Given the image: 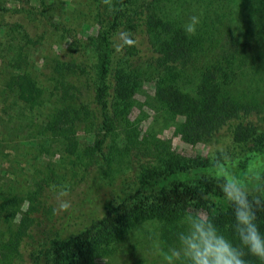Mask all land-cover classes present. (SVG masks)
<instances>
[{
    "label": "trees",
    "instance_id": "obj_1",
    "mask_svg": "<svg viewBox=\"0 0 264 264\" xmlns=\"http://www.w3.org/2000/svg\"><path fill=\"white\" fill-rule=\"evenodd\" d=\"M221 1L232 20L235 16L239 21L234 1ZM109 2L111 12H107L104 0H98L99 31L90 45L98 53L97 64L91 65L87 48L74 36L72 47L82 60H57L48 88L34 77L29 62L31 47L56 23L47 14V3L15 12L0 7V32L6 38L18 30L24 40L2 71L0 65L5 76L0 84V180L6 176L13 182L5 191L0 187V224L11 231V242L0 245V256L4 254L6 260L21 256L24 241L33 238L35 249L31 254L36 264H99L115 253L131 231L149 222H160L163 236L175 241L183 217L195 210L205 211L226 236L235 239L232 205L222 208L211 201L214 196H223L221 179L197 174L196 170L207 165L190 167L184 157L161 141L154 144L157 157L134 179L133 191L128 193L124 188L125 196L116 206L112 198L104 201L102 217L85 226L73 223L71 213L66 214L64 222L58 218L53 198L72 196L81 188V206H93L95 189H109L113 196V140L119 129L127 128L125 139L136 144L125 113L145 79H155L158 104L172 116L184 118L178 134L185 143L196 145L227 135L233 140L231 157L243 156V163L264 149L260 88H242L239 82L246 73L244 65L257 63L239 47L236 32L225 30L222 39L214 35L225 16L217 15L212 24L214 33L209 28L189 35L160 12L156 6L159 0ZM243 6L250 17L241 20L251 24L259 16V25L264 24V0H245L240 8ZM10 12H24L27 25L6 23L5 16ZM261 35L256 58L264 61V33ZM17 41L15 37L5 46L0 35V58H5L6 52L13 54ZM199 63L202 67L196 69ZM60 152L67 155L72 167L33 178L28 187H22L18 170L11 169L12 164L33 165L34 159L43 160ZM161 155L177 163L160 169L153 163ZM26 205L27 211H23ZM19 215L22 217L17 222ZM42 216L50 226L36 233ZM257 217L264 231V210L258 211ZM246 259L248 264H262L253 256Z\"/></svg>",
    "mask_w": 264,
    "mask_h": 264
},
{
    "label": "rangeland",
    "instance_id": "obj_2",
    "mask_svg": "<svg viewBox=\"0 0 264 264\" xmlns=\"http://www.w3.org/2000/svg\"><path fill=\"white\" fill-rule=\"evenodd\" d=\"M232 1H234L241 19L250 17L249 14H245L248 11L245 6L240 8L245 0ZM221 2V0H159L156 6H159L162 14L168 15L170 20L183 28L189 22L190 17L197 16L199 24L194 35L200 33V31L205 32L209 28L213 32L212 24L217 21V15L220 17L225 16L224 23L220 24L218 21L220 25H217V27L220 28L216 27L215 33H213L220 39H222L225 30L230 31L231 29V32L237 33L239 36L237 39L241 42L239 47L248 52L253 63H257L256 65H244L246 73L239 77V82L242 83V88L252 87L253 91L260 88L258 96L264 99V61L258 57L256 58V50L261 47L259 37L262 36L261 33H264V24L259 25V16L258 21L255 20L251 24L241 19L238 21L235 16L232 20L228 8ZM42 3H47V14L56 23L54 28L50 27L42 34V39L38 44L35 43L31 47L29 62L34 77L42 86L48 88L50 84L52 85L54 74L52 67L57 60H82L80 53L72 47L74 36L80 39L85 48H87V55L91 59V65L97 64L98 53L90 45L92 43L91 39L96 37L99 31V26L96 25L99 3L98 0H0V7L15 12L19 9L23 10L25 6L37 8ZM105 5L107 12H111L110 2L105 3ZM0 13L3 14L2 12ZM5 18L6 23H9V25L17 22L26 25L28 23L24 21L26 18L24 12H19L18 14L10 12L6 14ZM29 30H31L30 27ZM0 35L3 37L4 42L6 41L5 46L8 45L11 39L18 37V41L15 43V50H12L13 54L6 52L5 58H0L2 71L8 61H10L9 56H15L17 46L24 44V40L18 30L14 31L13 34L10 33L6 38V34L3 35L0 32ZM254 57L255 59L253 60L252 58ZM200 64L195 65L196 69L202 67ZM194 69L193 67L190 68V72L193 73ZM1 71L0 84L3 83L5 77ZM155 94V79H145L141 89L130 101V105L126 110L125 119L131 124L129 129L134 133L136 144H129L127 139H125L127 128L124 130L119 129L118 136L113 140V183L116 181L113 185V196H111L112 192L109 189H95L96 202L93 206L90 204L81 206L83 198L81 188H78L72 196L53 198L52 201L55 205L57 216L62 222L67 219L66 214L68 216V213H71L74 216L73 223L85 226L90 224L92 220L102 217L104 213L102 204L107 199H113V206L119 204L125 196V193H122L123 189L125 188L126 192L131 193L134 187V179H138V176L145 172H143V168L149 167L157 157L158 153L154 149L156 141L169 144L170 149L184 157L190 167L195 168L206 164V167L196 170V173L201 176L218 180L222 176H228L230 172L241 177L254 176L257 184L263 188L264 149L253 153L243 163V156L231 157L234 151L233 140L227 135H219L210 142L196 145L185 143L178 134V127L184 122V118L174 117L165 111L156 101ZM126 149H129L127 153ZM21 152L23 155L25 154V151ZM32 155H36V151H33ZM66 156V154L60 152L43 160L37 161L34 159L35 163L33 165L29 163L26 166L12 164L11 169L18 170L17 178L22 187H28L34 179L45 177L53 169L58 172L70 169L72 166ZM9 159L11 160L12 158L10 157ZM175 163H177L176 160L168 159L161 155L157 161H154L153 165H159L160 169H165L170 166L173 167ZM4 167L7 168L8 165ZM0 177H2V173H0ZM11 183L13 182L5 176L0 180V187L5 191L6 188L10 187ZM82 184V186L85 185L84 183ZM211 199L212 202L220 204L222 208L230 204L224 196H214ZM65 201L70 203V208L67 211H59V205ZM23 211H27V205L23 208ZM194 212H201L207 215L205 211L195 210ZM21 217L22 215L17 217V222L20 221ZM39 224H42V226ZM46 225L50 226L47 218L42 216V219L35 227L36 233L46 231ZM10 242V228L0 224V245ZM175 242L176 240H169L163 236V228L160 222H149L131 231L117 245L115 253L101 259L99 264H165L163 252ZM34 245V239L27 238L23 243L21 256L17 258L11 256L6 260L4 254H1L0 264H36L31 254L35 249Z\"/></svg>",
    "mask_w": 264,
    "mask_h": 264
},
{
    "label": "clouds",
    "instance_id": "obj_3",
    "mask_svg": "<svg viewBox=\"0 0 264 264\" xmlns=\"http://www.w3.org/2000/svg\"><path fill=\"white\" fill-rule=\"evenodd\" d=\"M198 24L197 16L190 17L185 25L186 33L194 35ZM220 188L232 205L235 239L226 236L206 214H186L176 242L163 252L165 264H248L247 256L256 257L264 264V231L257 217V212L264 210V188L254 176L241 177L231 172L221 177ZM69 208L70 203L65 201L58 210Z\"/></svg>",
    "mask_w": 264,
    "mask_h": 264
}]
</instances>
